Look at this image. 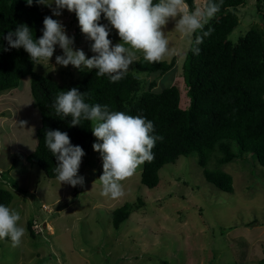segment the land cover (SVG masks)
<instances>
[{"label": "rangeland", "instance_id": "374dc122", "mask_svg": "<svg viewBox=\"0 0 264 264\" xmlns=\"http://www.w3.org/2000/svg\"><path fill=\"white\" fill-rule=\"evenodd\" d=\"M254 1L238 7L239 24L228 35L233 43L254 25L264 31ZM194 3L195 10L204 0ZM40 6L52 14L49 7ZM54 17L64 25L66 34L74 37V49L83 50L86 57L94 55L74 12L62 9L61 15ZM99 23H108L103 14ZM42 28L43 23L40 36ZM164 31L170 50L187 47L186 38L173 22ZM109 39L113 44L119 42L114 28ZM61 54L55 46L49 62L35 64L34 71L62 85L86 75L87 69L56 65L55 56ZM174 57V68L158 77L157 89L176 85L180 106L185 108L188 99L182 65L186 57ZM155 76L142 74L145 88ZM20 121L27 123L22 127ZM39 125L40 113L27 75L17 87L0 92V186L12 193L8 207L20 213L19 224L26 227L19 247L0 240V264H264V166L256 158L235 159L220 167L232 176V193L208 182L197 157L191 155L165 164L152 189L140 182L141 165L132 177L121 181L124 196L113 200L99 194L102 160L92 148L97 142L94 136L78 170L84 178L82 186L59 184L41 167L28 163L26 156L35 149ZM139 198L144 205L115 229L113 209L124 202L136 205ZM29 220L34 236L27 227Z\"/></svg>", "mask_w": 264, "mask_h": 264}, {"label": "trees", "instance_id": "16d2710c", "mask_svg": "<svg viewBox=\"0 0 264 264\" xmlns=\"http://www.w3.org/2000/svg\"><path fill=\"white\" fill-rule=\"evenodd\" d=\"M246 2L222 0L220 12L205 27V31L208 28L213 31L199 45V55L188 53L182 65L188 103L181 108L176 85L157 89L158 77L174 68V56L169 61L152 64L140 56L133 63V70L116 83L109 82L106 75L96 76L95 69L67 85L34 71L29 54L23 48H8L4 36L24 23L32 29L34 38H39L43 18L55 17L41 9L35 0L31 6L25 0H0V92L17 87L20 79L29 75L30 92L40 113L36 146L26 156L28 163L38 165L48 178L55 179L52 169L56 160L44 143L47 130L66 132L73 145L87 149L93 138L90 122L70 126L71 117H57L53 108L60 91L75 87L87 93V103L106 104L111 110L143 115L153 121L155 134L163 140L157 141L153 149L155 159L142 165L141 184L154 188L159 183L158 172L165 164L175 163L179 156L195 155L204 178L220 190L232 193L233 179L220 168L223 164L235 159L244 162L251 156L264 166V31L254 25L239 36L236 43L228 38L239 24L238 7ZM254 3L259 12L257 17L263 22L264 0ZM185 4L190 11L194 10V0H185ZM142 74L157 76L145 88ZM12 197L9 190L0 186V203L9 206ZM143 205L139 200L136 205L125 202L113 209L114 228L118 229ZM27 223L30 235L34 236L32 220Z\"/></svg>", "mask_w": 264, "mask_h": 264}, {"label": "clouds", "instance_id": "9594fccd", "mask_svg": "<svg viewBox=\"0 0 264 264\" xmlns=\"http://www.w3.org/2000/svg\"><path fill=\"white\" fill-rule=\"evenodd\" d=\"M25 2L28 6L33 4V0ZM35 3L49 7L54 16H60L62 9L74 12L81 33L91 41L90 51L94 55L86 57L83 50L74 49V37L67 35L64 25L51 16L43 18L39 38H34L32 29L24 23L8 31L4 36L8 48H23L35 65L49 62L58 45L62 54L55 56L56 65H72L81 71L95 69L96 76L106 75L109 82L116 83L124 79L130 66L138 61V53L150 64L163 61L165 56L187 57L189 52L199 55V45L213 31L212 28L205 31V27L220 12L222 0H205L201 7L192 11L185 0H35ZM102 14L107 24L99 23ZM169 22H173L176 31L186 38L185 49H169L164 31ZM112 28L119 37L115 44L109 39ZM86 95L75 87L60 91L53 108L57 117H71L70 126L90 122L97 141L92 148L102 160L99 194L117 200L125 194L121 181L132 177L145 162L155 159L153 149L163 137L155 134L153 121L145 116L111 110L106 104L87 103ZM26 123L19 122L22 127ZM44 143L55 157L52 171L59 184L82 186L84 178L78 174L85 155L82 147L73 145L68 134L58 129L47 130ZM20 220L16 209L0 203V240L9 239L13 248L21 245L26 234V227L19 224Z\"/></svg>", "mask_w": 264, "mask_h": 264}]
</instances>
